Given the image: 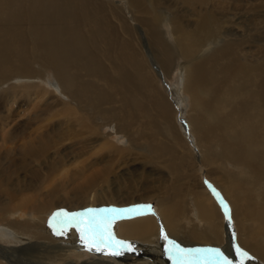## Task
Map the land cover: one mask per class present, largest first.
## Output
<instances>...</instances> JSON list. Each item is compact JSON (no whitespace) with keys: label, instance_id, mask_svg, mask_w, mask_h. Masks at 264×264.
<instances>
[{"label":"bare ground","instance_id":"6f19581e","mask_svg":"<svg viewBox=\"0 0 264 264\" xmlns=\"http://www.w3.org/2000/svg\"><path fill=\"white\" fill-rule=\"evenodd\" d=\"M229 1L0 0V264H183L165 235L264 264V14ZM88 208H135L112 220L131 248L85 258L52 218Z\"/></svg>","mask_w":264,"mask_h":264},{"label":"snow or ice","instance_id":"6c2138e0","mask_svg":"<svg viewBox=\"0 0 264 264\" xmlns=\"http://www.w3.org/2000/svg\"><path fill=\"white\" fill-rule=\"evenodd\" d=\"M142 207L151 208L150 205H144ZM132 212L135 208L130 209H93L88 208L83 212L68 213L64 211L57 212L53 215L52 220L60 226V232L69 226H75L80 231L81 241L84 243L86 250L96 251L102 254L119 255L121 248H131V245L123 240H118L112 231V220L115 219L116 214L122 212ZM225 212L227 208L225 206ZM51 225V222H50ZM60 234V233H58ZM164 239L168 242L170 247L167 251L173 254L178 260H181L183 264H190L191 261L196 259H204L203 256L198 254L202 252H209L213 254L214 259L222 260L223 264H231L226 257L217 249H197V250H185L176 245L175 241L168 240L165 235ZM111 249L109 252L108 250ZM239 252L240 249L237 248ZM247 256V253H242Z\"/></svg>","mask_w":264,"mask_h":264},{"label":"rangeland","instance_id":"374dc122","mask_svg":"<svg viewBox=\"0 0 264 264\" xmlns=\"http://www.w3.org/2000/svg\"><path fill=\"white\" fill-rule=\"evenodd\" d=\"M235 1V2H234ZM238 0H232V2H231V0L228 2V5H235L236 4V2H237ZM253 1H256V0H244L243 2L241 1V3L239 4V6L238 7H240V5L241 4H243V3H250V2H253ZM261 5V7H260V13H262V14H264V0H257ZM226 4V3H225ZM227 5V4H226ZM237 6V5H236ZM237 13H240V14H242V10L241 9H237ZM116 21V20H115ZM135 23V22H134ZM144 45V44H143ZM144 52H146L147 53V55H150L149 53V51H146V49H144L143 50ZM154 65V68H155V74H156V76H157V85L163 90V92L165 93V94H167L172 100H173V95H171V92H169L170 91V88L172 87V85H174L175 83H176V80H177V74L179 73V71L177 70H173V71H171V73H170V75H166L165 73H163V70H162V68H160V66L158 65V64H153ZM159 73H157V72ZM44 72V70L42 71V73ZM178 72V73H177ZM47 74H44L43 75V78H41L40 76H38L37 77V79H39L38 81L40 82L39 84H40V86L41 85H43V86H41V88L43 89L44 87V89H47V90H49V89H52V87H51V85L50 84H53V79H52V75H51V71L50 70H47V72H46ZM49 74V75H48ZM45 79V80H44ZM25 79L24 78H22V79H20V81H24ZM41 80H43V82L44 81H46V83L44 82H42ZM46 84V85H45ZM48 84V85H47ZM45 85V86H44ZM47 86V87H46ZM43 89V90H44ZM174 101V100H173ZM175 102V101H174ZM176 116H177V118L178 117H181L182 119H180L182 122H184L183 121V118H184V116L183 115H181V114H176ZM182 122H181V124H182ZM184 123H186V122H184ZM183 125V124H182ZM103 132H105V133H108V132H112V134L110 133V135H109V138L112 140V141H114V143H117V144H120V145H122V144H124L125 143V138L124 137H121L119 134H115L112 130H111V128L110 127H105L104 129H103ZM186 140L189 142V144L193 147V145H192V143L190 142V140H189V133L187 132L186 133ZM202 181H203V184L204 185H206V187H208L207 189L209 190V192L211 193V196L217 201V203L221 206V208H222V202H221V197H223L222 195H221V193H220V191H219V189H217L216 187H214L213 186V184L205 177V176H203L202 177ZM217 192V194H215ZM219 194H220V196H219ZM218 196V197H217ZM223 200V199H222ZM224 201V200H223ZM139 205H150L151 206V209H147V210H145L147 213H150V212H152V213H158V210H157V207H156V203L154 202V200H152V201H149V200H144V201H141L140 203H139ZM228 206H229V204H227ZM61 210L59 209V210H56L55 212H54V214L55 213H57V212H60ZM66 212H68V211H66ZM70 212H74V211H69V213ZM77 212V211H76ZM75 212V213H76ZM127 214V213H126ZM81 249L83 250V253L85 254L84 255V257L85 258H87V257H91V256H93L94 254L93 253H91L90 251H88V250H86V247L85 246H82L81 247ZM183 249H187L186 248V246L185 247H183ZM75 251V250H74ZM75 252H77V251H75ZM106 255H108V256H106ZM224 255V254H223ZM103 256L104 257H107V258H110L111 257V255L110 254H103ZM97 257V256H96ZM224 257H225V255H224ZM227 258V257H226ZM194 262H197V261H194ZM163 264V263H162ZM195 264V263H194ZM222 264H223V261H222ZM231 264H238V263H233V262H231Z\"/></svg>","mask_w":264,"mask_h":264}]
</instances>
